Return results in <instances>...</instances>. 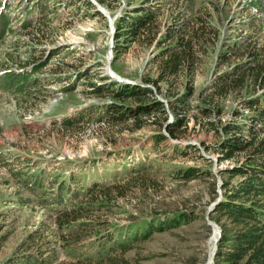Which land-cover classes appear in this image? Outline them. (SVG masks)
<instances>
[{
  "label": "rangeland",
  "instance_id": "rangeland-1",
  "mask_svg": "<svg viewBox=\"0 0 264 264\" xmlns=\"http://www.w3.org/2000/svg\"><path fill=\"white\" fill-rule=\"evenodd\" d=\"M254 2L0 0V15L9 17L8 28L0 26V33L4 31L0 38V264L22 253L40 251L52 264L91 253L95 264L104 260L114 264L110 257L117 261L124 257L130 264H215L213 253L221 226L213 210L223 198V181L231 179L225 169L245 154L220 160L215 146L219 137L209 130L198 106L209 104L205 102L209 88L221 73L249 58L244 54L224 63L221 54L225 49L245 37L251 43L264 42V25L246 28L251 18L264 20V0ZM139 6L152 7L158 15L153 29L158 33L156 41H148L154 38L152 33L144 41L116 45L117 19L135 14ZM207 9L215 32L207 33L199 49L186 134L169 137L160 120L135 130L131 121L109 123L105 111L115 101L112 93L119 83L152 89L149 97L165 102L170 113L166 94L173 97L184 90L187 76L176 78L171 88L149 82L147 78L157 77L151 61L168 26ZM7 73L16 76L10 84ZM28 79L32 82L23 89L15 84ZM252 95L250 90L220 100L222 122L245 123L251 112L243 100ZM124 103L135 105L132 100ZM235 108L243 114L236 117ZM156 118H162L161 114ZM159 133L168 137L157 140ZM192 165L204 172L189 180L177 177V170ZM40 169L46 171L48 183L34 190L30 176ZM239 178H232V183ZM56 179H70L75 187L93 181L129 184L125 194L115 196L110 205L101 206L107 203L102 200L92 202L101 207L94 210L92 220L88 218L93 222L88 228L91 237L77 244L66 238L70 231L58 225V207L51 204ZM180 213L191 219L146 240H133L122 257L120 251L103 252L101 258L97 253L104 235L113 233L117 238L151 222L177 219Z\"/></svg>",
  "mask_w": 264,
  "mask_h": 264
},
{
  "label": "trees",
  "instance_id": "trees-1",
  "mask_svg": "<svg viewBox=\"0 0 264 264\" xmlns=\"http://www.w3.org/2000/svg\"><path fill=\"white\" fill-rule=\"evenodd\" d=\"M259 0H255L258 3ZM193 4V1H192ZM190 7L193 9V5ZM261 9L264 8V3ZM260 9V10H261ZM135 14L122 16L117 19L115 42L116 45L127 46L130 42L144 41L152 33L154 38L148 40L150 44L156 41V32L153 30L157 24L158 15L150 7L139 6L134 10ZM208 9L205 12L195 13L186 18L176 19L173 25L168 26L165 38L159 43V52L151 61L157 70V77L147 78L159 86L167 84L171 88L173 81L182 76H187L183 83L184 90L177 92L173 97L166 94L170 113L173 120L169 121V112L165 102L150 98L153 94L152 89L141 86L140 84L119 83L113 90L115 101L109 103L106 109L107 121L113 124H124L131 121V129H140L148 122H158L163 126L169 137L178 138L188 131L191 110L190 100L195 95L194 72L197 63L201 58L199 49L207 36V33L215 32V27L210 20ZM246 28L260 29L264 25L262 18H251L246 22ZM9 24V17L2 13L0 15V26L6 30ZM257 35L260 33L256 31ZM4 31L0 33L2 38ZM159 42V40H158ZM244 54L249 56L246 62L236 64L230 70L221 73L211 85L210 93L205 102L209 106H198L204 114L205 124L210 127L219 137L216 147L220 154V160H235L245 154V158L238 160L234 166L225 169L231 178L223 181V198L215 206L213 213L221 226V236L217 243V250L214 257L215 264H264V42L259 44L257 41L251 43L243 38L236 41L225 49L222 54V62H229L232 57H240ZM224 57V58H223ZM11 81L15 75L7 73ZM24 77V75L22 76ZM18 78H21L18 76ZM8 79V78H6ZM145 80V79H144ZM35 82V80H33ZM32 82L29 79L15 84L20 85V89ZM253 90L252 97L245 98L243 103L246 109L251 112L249 119L245 123H239L236 119L222 122L220 116L224 111L222 99L227 98L233 93H244ZM116 100H121L119 103ZM132 100L135 105H129L124 101ZM211 105H214L211 107ZM160 113L162 118H156ZM233 114L237 117L243 112L235 108ZM218 118V119H217ZM73 119H65V123L72 124ZM221 123V124H220ZM168 135L157 134V140H163ZM204 170L198 166L182 167L177 170V177L180 179H194L199 177ZM239 176L236 183H232V178ZM138 177L134 178L137 179ZM31 187L42 189L48 176L46 171L40 169L30 176ZM114 182V181H113ZM137 182V181H136ZM57 184V189L52 194L51 204L58 207V225L66 233L69 241L80 243L86 238L91 237L89 231L93 225L92 220L94 210L98 207L93 201H106L110 205L115 196L125 194V189L129 183L118 185L115 182L104 184L103 182H88L85 185L78 184L75 187L70 179H56L52 184ZM115 194V195H113ZM101 201V202H102ZM94 204V205H92ZM60 205L62 207H60ZM100 206V207H101ZM89 207V208H88ZM98 207V208H100ZM191 219L187 213H180L179 216L168 220L152 223L142 229H136L128 234L114 237L113 233L104 235L99 243L97 253L100 258L103 252L112 253L120 251V257L124 255L133 245V240L148 239L157 231H164L181 224L183 220ZM27 248V244L24 248ZM93 246L89 247L92 249ZM30 249V248H28ZM76 250V249H75ZM39 254L26 252L7 260L6 264H52L47 258ZM95 255L91 253L85 257H78L68 262L58 264H95ZM110 257L109 262L114 264H130L127 259ZM100 261L99 264H109Z\"/></svg>",
  "mask_w": 264,
  "mask_h": 264
},
{
  "label": "water",
  "instance_id": "water-1",
  "mask_svg": "<svg viewBox=\"0 0 264 264\" xmlns=\"http://www.w3.org/2000/svg\"><path fill=\"white\" fill-rule=\"evenodd\" d=\"M220 236H221V231H220L219 234H218V237H217V239H216V243H218V241H219V239H220ZM216 250H217V246H216V249H215V251H214V253H213V257H215Z\"/></svg>",
  "mask_w": 264,
  "mask_h": 264
}]
</instances>
